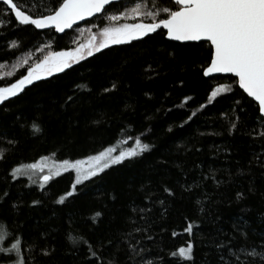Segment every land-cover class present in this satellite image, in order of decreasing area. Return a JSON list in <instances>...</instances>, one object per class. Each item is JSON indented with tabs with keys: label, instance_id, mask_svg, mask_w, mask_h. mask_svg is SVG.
<instances>
[{
	"label": "trees",
	"instance_id": "obj_1",
	"mask_svg": "<svg viewBox=\"0 0 264 264\" xmlns=\"http://www.w3.org/2000/svg\"><path fill=\"white\" fill-rule=\"evenodd\" d=\"M60 2L14 0L33 16L48 14ZM144 5L158 11L176 7L173 0H144ZM132 6L133 0H120L57 34L18 23L0 4V69L28 54L70 49L77 29L105 25L107 14ZM164 32L95 50L0 104V136L15 140L0 139V147L7 149L0 158V230L22 240L25 264H97L89 247L111 259L114 248L101 250L98 242L128 232L136 239L151 237L142 244L144 259L152 264H182L169 253L188 240L194 245L188 264H218L215 245L222 240L251 245L264 239V167L254 159V154L264 157V136L254 135L264 133L258 105L233 83L235 77L204 76L209 42H177ZM16 70L0 74V87L25 74L21 67ZM220 84L229 90L211 96ZM68 97L73 100L67 102ZM230 121L237 125L233 131ZM32 122L40 128L35 135ZM138 136L151 145L149 150L75 183L76 191L63 203L57 198L72 190L70 171L44 189L28 177L11 179L13 166L41 157L73 161L108 147L126 150ZM189 222L191 233L185 231ZM134 227L145 232L138 234ZM238 229L247 232L246 240ZM68 233L91 243L74 245ZM118 259L124 264L123 251Z\"/></svg>",
	"mask_w": 264,
	"mask_h": 264
},
{
	"label": "snow or ice",
	"instance_id": "obj_2",
	"mask_svg": "<svg viewBox=\"0 0 264 264\" xmlns=\"http://www.w3.org/2000/svg\"><path fill=\"white\" fill-rule=\"evenodd\" d=\"M114 0H62L55 8L48 11V14L33 16L22 11L14 3V0H0V4L6 7L5 11L14 13L15 19L20 24H30L37 29L54 28L59 32L71 28L75 21L84 17L93 16L94 13L106 11V6H112ZM175 8L167 6L158 11L156 7H151L142 11L144 0H133V7L117 14L111 15L110 19L116 21L121 17L129 16L139 18L133 23H118L105 26L100 29V39L97 43H92L88 48V55L92 54V49L97 51L105 48L109 44H117L122 41H131L134 38L146 37L150 33H155L158 29H166L163 34L168 38L182 41H206L210 43V63L203 68V73L207 76L209 73L234 74L233 83L238 84L248 97L254 98L258 102V111L264 114V0H174ZM0 19V24H3ZM16 43V41H13ZM11 47V45H9ZM81 45L76 49L61 51H50L43 59L33 63L27 68V74L20 76L14 83L0 87V102H10L9 98H14L21 93L25 85H31L33 81L39 80L41 76H50L53 72H60L68 68L70 63L77 57L83 56ZM114 88L115 85H112ZM227 85H217L213 88L211 96L215 97L218 92L228 91ZM104 91H108L107 88ZM185 99H188L185 97ZM72 97L67 98L71 102ZM203 107V105H201ZM264 124V115L258 117ZM229 131H233L237 125L235 121L229 122ZM35 135L40 131L39 125L32 122L30 125ZM256 136H264V133L256 132ZM0 139L6 140L9 144H15V140L9 139L6 135L0 136ZM150 144L142 142L138 136L135 138V146L126 150L119 151L113 155L114 149L105 148L96 155L89 157L92 162L87 168H81L82 161L60 160L51 164L47 163V157H41L38 161L28 165H17L11 168V179L17 177H28L29 181L38 184L41 189L56 176L68 169L75 170V183L95 177L98 173L108 168L110 165L124 161L126 157H134L139 153L149 150ZM7 149L0 147V158ZM264 152V148L261 149ZM256 163L264 167V157L254 154ZM251 163V161L249 162ZM48 169L47 172L43 171ZM33 175H38L37 180H32ZM75 183L70 192H65L58 196V202L63 203L67 196L76 191ZM164 192L171 194L172 189L165 187ZM8 195L7 190L3 192ZM242 193L237 192L239 198ZM145 199H150L145 196ZM33 204L37 201L33 200ZM137 211V209H133ZM139 211L147 214V209ZM99 216L100 213H95ZM131 219V217L129 218ZM193 224L189 222L185 228L188 233L192 232ZM243 239H247V232L244 229H238ZM132 231L144 233L145 230L134 227ZM176 233L174 232L173 235ZM67 238L74 244L77 241H83L90 244V241L82 237L67 234ZM233 239L221 241L216 244L219 254L218 264H264V239L251 245H234ZM142 240H151L146 234L141 235L140 239L132 236L131 232L121 233L120 238L106 239L98 242L99 249L103 250L105 246L113 247V258L105 260L101 252L89 247V256L97 264H121L118 259V253H125L124 264H152V261H145L144 254L147 248L142 244ZM7 246H5V242ZM116 244H123L122 248H116ZM193 242L188 240L186 245H181L177 250L169 253L182 264H188L193 259ZM41 252L47 254L48 249H41ZM0 254L4 259H0V264H25V258L22 253V240L9 236L7 230H0ZM137 257L140 259L137 261Z\"/></svg>",
	"mask_w": 264,
	"mask_h": 264
},
{
	"label": "rangeland",
	"instance_id": "obj_3",
	"mask_svg": "<svg viewBox=\"0 0 264 264\" xmlns=\"http://www.w3.org/2000/svg\"><path fill=\"white\" fill-rule=\"evenodd\" d=\"M129 8H131V7H128L127 9H129ZM141 10L142 11H146L147 10V8H145V5L141 8ZM111 15H113V13L107 14L105 16V18H106V24L105 25H102V26L91 25V26L80 27L79 29H77V31L75 33L73 46L70 49H76V48L80 47L81 45H83L84 47L81 48V52L83 53V56H85V55L88 54V48L91 47L92 43H97V47H98V40L100 39V29L101 28H103L105 26L118 24V23H133V22H135V19H139V18H135V17L129 16L128 18L121 17L120 19H118L116 21H112L110 19ZM66 50H68V49H65V51ZM95 50L96 49H92V52L95 51ZM50 51L51 50H45V51L41 52L40 54H38L37 57L31 56L30 54L25 55L22 58H19L16 62L12 63L9 66L8 65L2 66V68L0 69V74L2 75V74L12 73V72H15L17 67H21V69H23L25 71L24 75H26L27 74V68L30 67L33 63L38 62V60L43 59V57L45 55H47L48 52H50ZM79 58H81V57L78 56L77 59H79ZM42 77H45V76H41V78ZM108 148L114 149V151L112 153L113 155H116V154L119 153V151H117L115 148H112V147H108ZM96 154H94V155H96ZM94 155H91V156H94ZM91 156H88V157H85V158H81V159H77V160L82 161L81 168H87V166L92 163L88 159ZM57 161H60V160H55V159L47 157V161L46 162L51 164V163L57 162ZM73 161H76V160H73ZM43 171L47 172L48 169H44ZM66 171H70L72 173L73 182L75 183V175H76L75 170L74 169H68ZM37 179H38V175H33L32 180H37Z\"/></svg>",
	"mask_w": 264,
	"mask_h": 264
},
{
	"label": "water",
	"instance_id": "obj_4",
	"mask_svg": "<svg viewBox=\"0 0 264 264\" xmlns=\"http://www.w3.org/2000/svg\"><path fill=\"white\" fill-rule=\"evenodd\" d=\"M118 1H120V0H114V2L113 3H115V2H118ZM174 1V0H173ZM103 11V10H102ZM102 13V12H101ZM101 13H94L93 14V16H90V17H84V18H82L81 20H79V21H75L74 23H73V25H72V27H74V26H76V25H78V24H80V23H83V22H85V21H87V20H90L92 17H94V16H96V15H99V14H101ZM14 14V13H13ZM71 27V28H72ZM71 28H68V29H65L64 30V32L65 31H68V30H70ZM46 29H53L57 34H62V33H64V32H59V31H57V30H55L54 28H45V29H39V30H46ZM165 32H166V29H163ZM166 36V35H165ZM166 38L167 39H169V40H173V39H170V38H168L167 36H166ZM173 41H176V40H173ZM177 42H182V41H177ZM190 42H197V41H190ZM210 44V43H209ZM209 63H210V61H209ZM208 63V64H209ZM208 66V65H207ZM206 66V67H207ZM214 75H230V76H233V77H235L234 76V74H222V73H209L206 77H208V76H214ZM205 76V75H204ZM238 85V84H237ZM238 87H239V85H238ZM242 90V89H241ZM243 91V90H242ZM245 93V92H244ZM245 95H247V93H245ZM248 96V95H247ZM249 98H251L257 105H258V102H256L255 100H254V98H252V97H249ZM2 102H0V104H1ZM260 115H264V114H260Z\"/></svg>",
	"mask_w": 264,
	"mask_h": 264
}]
</instances>
